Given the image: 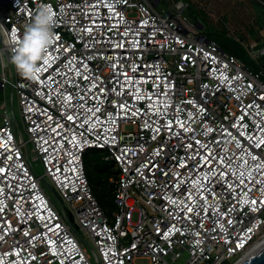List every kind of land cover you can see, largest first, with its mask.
Segmentation results:
<instances>
[{
  "label": "built area",
  "instance_id": "obj_1",
  "mask_svg": "<svg viewBox=\"0 0 264 264\" xmlns=\"http://www.w3.org/2000/svg\"><path fill=\"white\" fill-rule=\"evenodd\" d=\"M162 1L0 0V264H234L264 240V47L254 69ZM43 5L55 39L25 77L14 37Z\"/></svg>",
  "mask_w": 264,
  "mask_h": 264
},
{
  "label": "rangeland",
  "instance_id": "obj_2",
  "mask_svg": "<svg viewBox=\"0 0 264 264\" xmlns=\"http://www.w3.org/2000/svg\"><path fill=\"white\" fill-rule=\"evenodd\" d=\"M173 1H181L183 4H187L185 8L186 15L198 28V32L206 37L215 38L219 41H223V38L233 39L243 48L250 59H252V56L248 45L252 41L257 43L258 47H264V2L262 0H163L161 5ZM3 56L5 62L8 63L5 52ZM259 60L264 63V57ZM254 62L256 63V61ZM17 107V101L14 98L13 107L8 106V111L12 113L13 109L20 123ZM16 134L18 137L28 138L25 133L20 132L19 126L16 127ZM28 147L32 149L31 143L28 144ZM24 151L29 156L27 147L24 148ZM88 159V170L92 175H97L100 166L103 165L102 158L98 153L95 154V152L89 150ZM28 160L34 167L35 172L42 175L43 168L37 155L31 154ZM43 182L45 183L42 185L46 195L56 209L62 212L63 208L55 196L51 183L48 179H44ZM63 205L66 208L68 207L65 203ZM82 237L86 241L85 248L92 254L89 248V245H91L90 239L86 236ZM80 240L82 241V239ZM236 257H233L228 263L234 261ZM92 261H94L93 257Z\"/></svg>",
  "mask_w": 264,
  "mask_h": 264
},
{
  "label": "clouds",
  "instance_id": "obj_3",
  "mask_svg": "<svg viewBox=\"0 0 264 264\" xmlns=\"http://www.w3.org/2000/svg\"><path fill=\"white\" fill-rule=\"evenodd\" d=\"M55 16L49 5H43L35 14L31 23L24 27L23 38L17 39L14 55L11 57L18 73L25 77H34L37 70V61L42 58V53L55 39ZM42 44L41 54L34 58L33 43Z\"/></svg>",
  "mask_w": 264,
  "mask_h": 264
},
{
  "label": "trees",
  "instance_id": "obj_4",
  "mask_svg": "<svg viewBox=\"0 0 264 264\" xmlns=\"http://www.w3.org/2000/svg\"><path fill=\"white\" fill-rule=\"evenodd\" d=\"M264 2V0H262ZM215 40L222 49L227 51L228 53H232L236 55L239 59L243 60L247 65L251 66L254 69H259V65L256 64L253 59H250L245 51L240 45L234 41L233 39L223 38V41L216 40L215 38H211ZM92 152L98 153V155L102 158L104 156V152L98 149H90ZM89 150L86 152L84 156V162L87 172V177L91 184L94 195L99 201V204L102 208L109 212L113 209V198H112V188L109 184V177L113 174H116V170L112 167V165L106 163L103 160V165L100 166L97 175H92L88 170L89 166ZM223 264H231L230 262H224Z\"/></svg>",
  "mask_w": 264,
  "mask_h": 264
},
{
  "label": "water",
  "instance_id": "obj_5",
  "mask_svg": "<svg viewBox=\"0 0 264 264\" xmlns=\"http://www.w3.org/2000/svg\"><path fill=\"white\" fill-rule=\"evenodd\" d=\"M236 264H264V245Z\"/></svg>",
  "mask_w": 264,
  "mask_h": 264
},
{
  "label": "snow or ice",
  "instance_id": "obj_6",
  "mask_svg": "<svg viewBox=\"0 0 264 264\" xmlns=\"http://www.w3.org/2000/svg\"><path fill=\"white\" fill-rule=\"evenodd\" d=\"M15 39H19V37H14ZM41 48H42V44L40 43H36L34 42L33 43V46H32V52H33V57L36 58L38 57L40 54H41ZM37 79H39V77H36Z\"/></svg>",
  "mask_w": 264,
  "mask_h": 264
},
{
  "label": "bare ground",
  "instance_id": "obj_7",
  "mask_svg": "<svg viewBox=\"0 0 264 264\" xmlns=\"http://www.w3.org/2000/svg\"><path fill=\"white\" fill-rule=\"evenodd\" d=\"M262 245H264V240H263L262 242L258 243V244L254 247V249H253L252 251H250L248 254H246L245 256H243L241 259L237 260L234 264L239 263L243 258H245V257L249 256L250 254H252L256 249H258V248L261 247Z\"/></svg>",
  "mask_w": 264,
  "mask_h": 264
}]
</instances>
